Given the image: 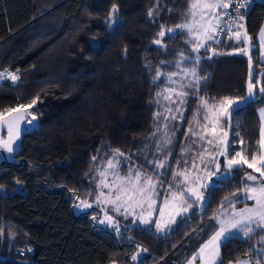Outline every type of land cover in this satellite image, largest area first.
<instances>
[{
	"label": "trees",
	"instance_id": "1",
	"mask_svg": "<svg viewBox=\"0 0 264 264\" xmlns=\"http://www.w3.org/2000/svg\"><path fill=\"white\" fill-rule=\"evenodd\" d=\"M113 3L119 8V23L109 29L105 21ZM188 6L189 0H0V70H19L20 77L15 85L11 80L0 81V111L29 104L39 96L29 110L38 117V129L23 133L19 148L10 156L7 152L0 156V264H24L3 257L17 245L32 249L26 264H110L112 260L118 264H184L219 227L212 217L222 202L225 208L229 201L236 206L250 202L239 190L245 173L252 169L242 166L206 190L203 207L179 217L165 232L117 217L122 230L117 236L113 228L93 219L100 216L99 208L74 209L77 197L94 198L97 167L113 149L125 154L123 171L129 164L153 171L155 164L149 162L167 156L170 167L160 172H167L165 179L172 180V170L184 166L188 146L197 143L196 137L185 133L190 122L193 130L200 128L205 112L198 111L197 96L187 97L180 113L175 111L177 105H169L162 97L157 105L156 93L171 86L163 78L153 82L157 67L164 73L179 72L176 62L180 52L193 59L199 55L198 74L208 77L201 81L199 96L212 103L213 98L219 101L246 94L247 57L218 55L208 59L211 52L204 48L193 53L192 44L186 43L190 37L181 30L174 38H160L163 47L152 43L159 38L161 25L174 28L190 19ZM150 8L154 10L151 18ZM242 14L243 31L254 45V75L259 77L264 66L257 54V34L264 21V0H254ZM207 43L225 53L242 46L235 39ZM192 66L191 59L180 65ZM173 79L179 90L181 80L187 83L190 77L185 79L181 73ZM263 103L261 98L242 105V111L233 115L231 154L242 148L241 139L249 157L257 151V108ZM165 107H171L176 118L154 121L155 112L169 115ZM165 123L173 143L157 151L156 140H162L163 132L156 137L149 134L157 124ZM10 233L14 238H9ZM262 234L264 231L257 230L248 240L242 234L234 236L221 249L223 264L245 257L249 249L258 250ZM137 245L147 251L134 262L131 255ZM256 259L264 260V255H254L252 261Z\"/></svg>",
	"mask_w": 264,
	"mask_h": 264
},
{
	"label": "snow or ice",
	"instance_id": "2",
	"mask_svg": "<svg viewBox=\"0 0 264 264\" xmlns=\"http://www.w3.org/2000/svg\"><path fill=\"white\" fill-rule=\"evenodd\" d=\"M251 0H189L188 13L190 19L186 22L177 24L174 28H166L161 25V30L157 34L159 38L152 41L153 44L163 47L162 40L165 36L174 38L181 32H186L190 37L186 43L192 44V52L199 53L201 48L206 51H210L211 55L208 59H212L218 55H240L247 57L248 60V82L247 93L244 96H225L219 101L209 103V99L199 96V90L201 81L207 80V76H200L198 74V67L202 59L197 55L194 59L185 56L183 52L179 53L180 59L176 62V67L180 68L179 72H162L160 67L156 68L153 82L163 80L171 86H166L160 92L156 93L157 105H160V98L167 101L169 105H177L176 113L181 112L180 106L187 103V97L197 96L199 99L198 111L203 109L205 115L203 117L205 123L201 125V132L197 133L190 127L185 135H192L197 137L200 141H207L208 145H213V150L209 153L208 149L199 153L200 164L198 165L195 158L192 162L193 172L185 167L183 170L173 169L172 177L176 181V190L169 192V197L165 199L164 204L158 206L154 199L157 193L158 180L153 179L152 175L142 173L140 170L128 169L126 175H121L119 172L121 160L120 157H124L125 154L119 149H113L111 157L107 159L103 165L102 170L98 169L97 174L99 180L96 183V194L93 202H89L85 199H80L79 204L75 205L77 208L90 209L95 204L104 213L103 218L93 216L94 220H99V223L113 228L117 236L121 235V227L119 221L115 216L109 215V209L118 215H123L125 219L129 216L132 217V225L139 223L140 225H150L155 223V229L157 233L164 232L166 229H171L172 225L177 223V217L184 216L188 213L189 209L193 208L194 204H199L203 207L206 200L205 191L212 187L214 183L223 181L235 171H238L242 166H246L252 169L254 173H259V176L251 173H245L247 181L253 182L252 184H245L239 191L244 194L245 201H253L252 206L245 204V207L237 209L235 204L229 201L230 213L224 207V203H221V209L214 214V219L219 225L218 228H214L212 235L208 240L200 245L198 250V258L200 264H223V258L221 255V249L226 245L228 241L234 238L236 235H241L243 239H251L257 230L264 231V108H260V127H259V139L257 141L258 149L254 151L249 157L243 147L244 140H240L242 148L240 151L231 154V143L229 141V131L225 130L227 125L231 128V122L233 115L242 111V105L247 106L255 102L258 99L264 98V67L259 77L254 75L253 70V56L251 55L254 45L252 44V37H250L244 29V24L240 23L245 19L242 14V10H247ZM232 9L235 16L231 12L227 13V27L221 24V21L225 18V11ZM222 10V11H218ZM153 9L148 10V16H153ZM106 26L112 29L119 23V8L116 3L111 5L106 18ZM226 31L228 33L229 40L235 39L241 43L242 46L235 47L231 52H219L215 48H211L208 41H216L217 33ZM96 36L92 37L95 40ZM193 41H195L193 43ZM259 42V62L264 66V27H261L258 34ZM127 49L125 48V53ZM192 60L193 66L191 68H181L180 65L183 61ZM170 62L160 61V64ZM17 72H12L8 68L0 71V81L11 80L15 85L19 81L20 77ZM183 73V77L188 79L187 83L183 80L179 83V90L177 89V81L173 77L180 76ZM191 89L192 91H189ZM257 91L259 95H257ZM39 96L34 98L29 104H19L16 108H8L4 111H0V128L7 129V138L0 136V149H3L7 153L11 154L15 151V145L21 138V134L24 131L23 124H33L38 119L34 112L29 111L36 104ZM165 112L169 115H164L161 112H155L153 114L154 121H158L163 117L164 121L174 120L176 117L171 115L173 109L171 107H165ZM31 119H28V117ZM199 123V121H197ZM163 132L162 140H156L157 151L161 150V147L167 148L173 143L172 135L168 132V125L165 123L163 126L157 124L155 131L151 132L150 137H156L158 133ZM211 136L212 139H207V136ZM239 136L240 133H235ZM186 149L182 148L181 152L184 153ZM205 153L210 155V160H205ZM223 161L221 163V159ZM96 156L92 157L95 161ZM154 163L157 170L170 167L167 164V156L162 160L150 161ZM179 164V161L177 162ZM187 164V161H184ZM214 167V170H213ZM111 176V180H109ZM216 179L213 180L212 178ZM95 179V178H94ZM20 183V181H17ZM3 186H0L2 188ZM172 185H169L171 189ZM107 189V191H105ZM91 195V193H89ZM233 197L237 196V193L232 194ZM79 199V197H77ZM225 200H228L226 197ZM159 208V218L153 221V210ZM136 209H140L137 214ZM167 217V218H165ZM125 230H128L127 227ZM3 230L0 229V241H2ZM9 238H14V234L10 233ZM131 237H129V241ZM262 245L258 250L249 249L244 255L247 258L237 257L235 261H230L229 264H252V260L255 256L264 255V234L260 236L258 241ZM137 251L131 255L132 261H137L141 252H146L147 249H142L140 246H136ZM31 251L32 249H27ZM194 255L192 260L188 261V264H192V261L197 258ZM110 264H117L116 260H112ZM255 264H264V260L256 259Z\"/></svg>",
	"mask_w": 264,
	"mask_h": 264
},
{
	"label": "rangeland",
	"instance_id": "3",
	"mask_svg": "<svg viewBox=\"0 0 264 264\" xmlns=\"http://www.w3.org/2000/svg\"><path fill=\"white\" fill-rule=\"evenodd\" d=\"M218 11H221V10H218ZM241 31H243V29L241 30ZM193 42H195V41H193ZM239 43V42H238ZM253 69H254V64H253ZM0 71H3V70H0ZM248 72H249V69H248ZM228 77L229 76H232V74L231 73H228V75H227ZM247 82H248V79H247ZM246 93H247V87H246ZM246 95V94H245ZM231 97H237V96H231ZM218 102V101H217ZM210 103V102H209ZM31 118V117H30ZM200 122H202V121H200ZM205 123V122H204ZM204 123H200V124H204ZM200 128L199 129H194L197 133H200L201 132V125L199 126ZM225 130L226 131H229V133H230V130H229V127L226 125L225 126ZM195 139H197V143H195L196 145L195 146H192V145H189L188 146V150L186 151L187 152V155H186V161L188 162L187 164H185L184 163V166H178L177 167V169L178 170H183L185 167H187L189 170H191L192 172H193V176L195 175V170L194 169H192V162H193V159L195 158V161H196V163L199 165L200 164V159H199V154L196 152V150L197 149H202V150H205V149H208V152H211L212 150H213V145H208L207 144V141L205 140V141H199V139L196 137ZM195 139H194V141H195ZM207 139H212V137L209 135V136H207ZM229 141H230V134H229ZM231 142V141H230ZM241 150V148H236V151L235 152H237V151H240ZM235 152H234V154H235ZM1 155H3L2 153H0V156ZM11 154H9V153H7V155L6 156H10ZM111 157V156H110ZM110 157H108V158H110ZM108 158H106L103 162H101L99 165H98V167H97V170L98 169H101L102 170V167H103V165L106 163V161H107V159ZM210 156H209V158H207L206 157V155H205V160L207 161V160H210ZM120 160H121V164H120V168H119V172H120V174L121 175H126L127 173H128V169L131 167V168H133L134 170H140L142 173H146V174H149V175H152L153 176V179H157L158 180V185H157V193H156V195H155V197H154V199L156 200V202H157V205L158 206H160V205H163L164 204V201H165V199L166 198H168L169 197V192L170 191H174V190H176V181H174L173 179L171 180V179H165V177H164V175L167 173V172H160V170H157L156 168H154V170L153 171H151V170H148V169H141L140 167H138V166H136V165H132V164H129L128 166H127V169L125 170V171H123L122 170V164H124L125 163V157H120L119 158ZM221 159V163H222V161H223V158L221 157L220 158ZM213 170H214V167H213ZM246 173H251V174H253V175H256V176H259V173H254V172H252V171H247ZM213 180H215L216 178L215 177H213L212 178ZM97 180H99V176H98V174H97ZM109 180H111V176H109ZM218 183V182H217ZM253 182H251V181H247L246 179H245V183H244V185L245 184H252ZM172 185V187H171V189L169 188V185ZM162 185H163V187H162ZM161 187H162V189H161ZM244 187V186H243ZM158 190H159V192H158ZM105 191H107V189H105ZM206 192V191H205ZM205 196H206V194H205ZM94 199H95V195H94V198L93 199H85V200H88L90 203L91 202H93L94 201ZM79 202H80V198L79 199H77L76 198V200H75V204H74V209H75V211H82V210H84V209H82V208H77V207H75V205H77V204H79ZM205 203V202H204ZM248 206H252V202H249V203H246ZM93 207H96L95 206V204L93 205ZM196 207H200V205L197 203V204H194L193 205V208H191V209H189V211H188V213L190 212V211H192L193 209H195ZM235 207L237 208V209H240V208H243V207H245V204H243V205H239V206H236L235 205ZM96 208H98V207H96ZM225 209H227L228 211H229V213H230V211H231V209L230 208H225ZM99 211H100V216L98 217V218H103V216H104V213L103 212H101V210H100V208H99ZM139 211H140V209H136V212H137V214L139 213ZM219 211H223V209H220ZM188 213H186V214H188ZM108 214L109 215H113V216H115L116 217V219L118 220V218L117 217H119V218H121V219H123L124 220V222H126L127 220H125V217L123 216V215H116L115 213H113L110 209H109V212H108ZM159 208L158 207H156L154 210H153V221L156 219V218H159ZM128 218H130V220H132V217L131 216H129ZM165 218H167V217H165ZM179 217H177V219H178ZM99 221V220H98ZM119 221V220H118ZM128 222V221H127ZM132 222V221H131ZM139 224V223H138ZM150 225H152L154 228H155V223L154 222H152V223H150ZM166 230H168V229H166ZM165 230V231H166ZM164 231V232H165ZM197 251V250H196ZM194 255V254H193ZM192 255V256H193ZM191 256V257H192ZM118 264V263H117Z\"/></svg>",
	"mask_w": 264,
	"mask_h": 264
},
{
	"label": "built area",
	"instance_id": "4",
	"mask_svg": "<svg viewBox=\"0 0 264 264\" xmlns=\"http://www.w3.org/2000/svg\"><path fill=\"white\" fill-rule=\"evenodd\" d=\"M254 2V0H251V3L249 4V6L252 5V3ZM248 6V7H249ZM222 11V10H221ZM245 10H242V12ZM231 12V14L233 16H235V13L232 12V9H228L225 11V18L224 20L221 21V24L224 25V27H227V13ZM228 38V33L226 31H221L219 33H217V40L220 41L219 43H217L216 41H212L214 44H220L222 43L224 40H227ZM30 247L28 245H17L14 248H10L9 251L3 255V257H7V258H15L18 261H22L24 264L27 263V257L30 254L31 251H28L27 249H29Z\"/></svg>",
	"mask_w": 264,
	"mask_h": 264
},
{
	"label": "water",
	"instance_id": "5",
	"mask_svg": "<svg viewBox=\"0 0 264 264\" xmlns=\"http://www.w3.org/2000/svg\"><path fill=\"white\" fill-rule=\"evenodd\" d=\"M28 119H31V118L28 117ZM22 127L24 128V131L22 132V134L25 133L26 131L34 129V128L38 129V120L34 121L33 124H31V125L23 124ZM0 136H2L5 139L7 138V129L6 128H0ZM19 144H20V140H18L16 142L15 151H17V149L19 148ZM0 153L4 154V153H6V151H4L3 149H0Z\"/></svg>",
	"mask_w": 264,
	"mask_h": 264
},
{
	"label": "crops",
	"instance_id": "6",
	"mask_svg": "<svg viewBox=\"0 0 264 264\" xmlns=\"http://www.w3.org/2000/svg\"><path fill=\"white\" fill-rule=\"evenodd\" d=\"M261 27H264V21H263ZM261 27H260V29H261ZM260 29H259V31H260ZM259 31H258V34H259ZM258 34H257V42H258ZM257 54H258V57H259V55H260V54H259V42H258V51H257ZM257 94H258V91H257ZM260 108H264V103H263L262 105H260V106L257 108V114H258V117H259V111H258V110H259ZM259 123H260V117H259ZM259 127H260V126H259ZM258 139H259V133H258ZM243 197H244V194H243ZM250 202H252V204L254 203L253 201H250ZM211 235H212V234H211ZM211 235H210V236H211ZM210 236H209L206 240H208V239L210 238ZM206 240H205V241H206ZM205 241H204V242H205ZM204 242H203V243H204ZM203 243H202V244H203ZM199 248H200V247H199ZM199 248H198L197 251L194 253V255H197ZM194 255H193V256H194ZM193 256L190 257V258H189L184 264H188V261H189V260H192ZM242 258H245V257H242ZM233 261H235V260H233ZM192 264H200V261H199L198 255H197V258H196L195 260L192 261ZM227 264H229V262H228ZM252 264H255V262L252 261Z\"/></svg>",
	"mask_w": 264,
	"mask_h": 264
}]
</instances>
